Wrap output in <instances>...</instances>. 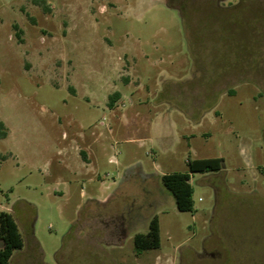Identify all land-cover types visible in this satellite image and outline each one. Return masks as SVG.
Listing matches in <instances>:
<instances>
[{
    "label": "rangeland",
    "instance_id": "1",
    "mask_svg": "<svg viewBox=\"0 0 264 264\" xmlns=\"http://www.w3.org/2000/svg\"><path fill=\"white\" fill-rule=\"evenodd\" d=\"M173 3L0 0L9 264H264V0ZM212 158L178 211L160 176Z\"/></svg>",
    "mask_w": 264,
    "mask_h": 264
},
{
    "label": "trees",
    "instance_id": "2",
    "mask_svg": "<svg viewBox=\"0 0 264 264\" xmlns=\"http://www.w3.org/2000/svg\"><path fill=\"white\" fill-rule=\"evenodd\" d=\"M174 0H168V5L173 6ZM181 10L182 8H178ZM118 96L114 93L109 98V106L112 107L114 99ZM7 136V129L0 121V139ZM187 173L168 174L161 176V183L172 194L176 208L180 212H192L193 189L190 184L191 173H211L223 169L222 158L188 160ZM0 264H9L12 254L23 247V238L11 213L0 211ZM136 254L157 249L160 246L159 223L157 217H153L145 234H137L133 238Z\"/></svg>",
    "mask_w": 264,
    "mask_h": 264
},
{
    "label": "crops",
    "instance_id": "3",
    "mask_svg": "<svg viewBox=\"0 0 264 264\" xmlns=\"http://www.w3.org/2000/svg\"><path fill=\"white\" fill-rule=\"evenodd\" d=\"M207 93V92H206ZM204 94V97H206L207 95L208 96H210L211 94ZM193 112V111H192ZM207 112V110H205L204 111V113H206ZM208 114H209V112H208ZM193 117V116H192ZM191 118V117H190ZM197 122V121H196ZM87 149L89 150V152H90V154H92L93 153V151H92V149H91V145H87ZM79 155H80V159H81V156L84 158V160H82L83 162H85V163H90L91 162V159L89 158V156L87 155V152L86 151H84L83 149L81 150H79ZM161 177V176H160ZM190 182V181H189Z\"/></svg>",
    "mask_w": 264,
    "mask_h": 264
}]
</instances>
